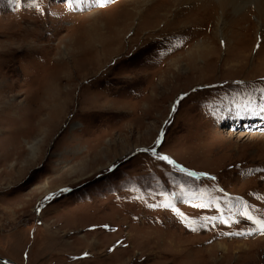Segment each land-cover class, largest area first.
I'll return each instance as SVG.
<instances>
[{
    "label": "rangeland",
    "instance_id": "rangeland-1",
    "mask_svg": "<svg viewBox=\"0 0 264 264\" xmlns=\"http://www.w3.org/2000/svg\"><path fill=\"white\" fill-rule=\"evenodd\" d=\"M218 2L0 0L1 257L264 264V14Z\"/></svg>",
    "mask_w": 264,
    "mask_h": 264
},
{
    "label": "snow or ice",
    "instance_id": "snow-or-ice-1",
    "mask_svg": "<svg viewBox=\"0 0 264 264\" xmlns=\"http://www.w3.org/2000/svg\"><path fill=\"white\" fill-rule=\"evenodd\" d=\"M261 91L264 92V89H261ZM181 99H182V97H181ZM173 111H175V107L173 108ZM262 111H264V109H262ZM162 136H163V133H161V137ZM160 142H161V138H158L157 141H156L157 145H159ZM143 151H148V150L147 149H144ZM152 151H153V154H155V150L153 149ZM160 158L161 159H165V160L169 159L167 156H162ZM169 162L171 163L172 161H169ZM64 191H67V189H65ZM51 198L52 197H46L45 199H51ZM247 218L250 219V220H253L254 223L257 224V228L251 229L250 230V234H251V232H256V231H259L261 233H264V220L254 218L251 215H247ZM193 230H195V229H193ZM85 255H87V253H85Z\"/></svg>",
    "mask_w": 264,
    "mask_h": 264
},
{
    "label": "bare ground",
    "instance_id": "bare-ground-1",
    "mask_svg": "<svg viewBox=\"0 0 264 264\" xmlns=\"http://www.w3.org/2000/svg\"><path fill=\"white\" fill-rule=\"evenodd\" d=\"M219 2V5L220 6H222V8H224L225 6H227L231 1H233V0H218ZM239 0H237V2H238ZM236 2V1H235ZM255 4H256V9H257V11H258V13H259V15H263L264 14V0H255ZM237 8V7H236ZM224 10V9H223ZM90 38V37H89ZM95 41V40H94ZM89 43V42H88ZM77 46V45H76ZM188 49V48H187ZM52 90H54V87L52 88ZM57 90V89H56ZM52 92V91H51ZM55 94H56V92H55ZM55 96H57V94L56 95H54L53 97H54V99H55ZM50 97V96H49ZM1 258H3V257H1ZM4 259H7L8 261H4V260H1L0 259V264H1V262L2 263H5V264H15V262H13L12 260H10V259H8V258H4Z\"/></svg>",
    "mask_w": 264,
    "mask_h": 264
},
{
    "label": "water",
    "instance_id": "water-1",
    "mask_svg": "<svg viewBox=\"0 0 264 264\" xmlns=\"http://www.w3.org/2000/svg\"><path fill=\"white\" fill-rule=\"evenodd\" d=\"M0 259H1V260H4L5 262L8 261L7 259L1 258V256H0ZM15 264H16V263H15Z\"/></svg>",
    "mask_w": 264,
    "mask_h": 264
}]
</instances>
